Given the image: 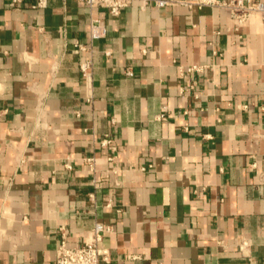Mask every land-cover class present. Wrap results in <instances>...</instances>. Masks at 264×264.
Here are the masks:
<instances>
[{
	"label": "crops",
	"instance_id": "0c3cea01",
	"mask_svg": "<svg viewBox=\"0 0 264 264\" xmlns=\"http://www.w3.org/2000/svg\"><path fill=\"white\" fill-rule=\"evenodd\" d=\"M190 1L0 0V264H53L98 221L103 264H264V19Z\"/></svg>",
	"mask_w": 264,
	"mask_h": 264
},
{
	"label": "built area",
	"instance_id": "2783aa9c",
	"mask_svg": "<svg viewBox=\"0 0 264 264\" xmlns=\"http://www.w3.org/2000/svg\"><path fill=\"white\" fill-rule=\"evenodd\" d=\"M15 7H21L25 0H10ZM85 3L89 8H102L110 14L118 16L123 9L130 5L131 0H79ZM146 2L148 0H145ZM156 6H165L170 3V0H153ZM189 3L197 5H209L221 7L228 11L230 16L237 22L238 25L247 22L254 14L261 13L264 19V1L263 0H195ZM49 0H33L32 6L35 8L46 7ZM107 28L103 20L92 17L90 20V38L92 41L98 40L106 36ZM82 50L93 51L92 43L89 45L80 46ZM110 54V52H107ZM91 55L81 64L83 73L89 78L90 68L92 66ZM189 70L200 71L201 68L193 66ZM127 74L132 75L133 70L127 69ZM159 118L164 119L165 114H161ZM101 144L103 147L112 151V154L99 158L98 156H90L86 161L90 165L93 172V184L99 189L105 186L114 177L118 176L120 166L117 164V146L110 136H105ZM101 163L107 164V169L99 173L98 166ZM110 205V204H109ZM110 225L103 222H96L91 238L84 244L78 246H69L64 240L60 243L57 249V258L53 264H103L110 259V252L107 248L101 245L104 234L111 231ZM133 257V256H130Z\"/></svg>",
	"mask_w": 264,
	"mask_h": 264
}]
</instances>
